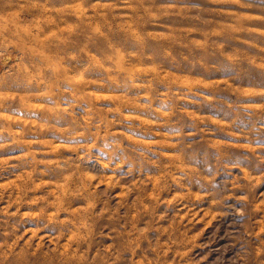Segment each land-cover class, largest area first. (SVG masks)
Wrapping results in <instances>:
<instances>
[{
	"label": "clouds",
	"instance_id": "obj_1",
	"mask_svg": "<svg viewBox=\"0 0 264 264\" xmlns=\"http://www.w3.org/2000/svg\"><path fill=\"white\" fill-rule=\"evenodd\" d=\"M0 264H264V0H0Z\"/></svg>",
	"mask_w": 264,
	"mask_h": 264
},
{
	"label": "rangeland",
	"instance_id": "obj_2",
	"mask_svg": "<svg viewBox=\"0 0 264 264\" xmlns=\"http://www.w3.org/2000/svg\"><path fill=\"white\" fill-rule=\"evenodd\" d=\"M203 226V222H201V224H198L197 225V228H199V227H202ZM207 231V230H206Z\"/></svg>",
	"mask_w": 264,
	"mask_h": 264
}]
</instances>
